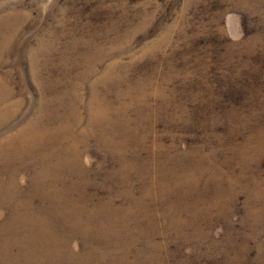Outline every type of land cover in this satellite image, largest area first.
Segmentation results:
<instances>
[{
	"label": "rangeland",
	"instance_id": "1",
	"mask_svg": "<svg viewBox=\"0 0 264 264\" xmlns=\"http://www.w3.org/2000/svg\"><path fill=\"white\" fill-rule=\"evenodd\" d=\"M0 264H264V0H0Z\"/></svg>",
	"mask_w": 264,
	"mask_h": 264
}]
</instances>
